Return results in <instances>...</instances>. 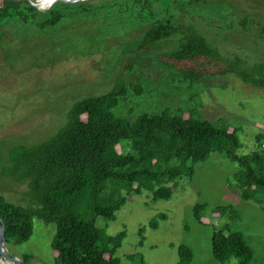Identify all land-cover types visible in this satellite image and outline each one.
Returning <instances> with one entry per match:
<instances>
[{
    "label": "rangeland",
    "instance_id": "rangeland-1",
    "mask_svg": "<svg viewBox=\"0 0 264 264\" xmlns=\"http://www.w3.org/2000/svg\"><path fill=\"white\" fill-rule=\"evenodd\" d=\"M78 2L98 8L86 14L72 10L59 25L41 31L13 18L0 21V193L7 200L35 205L26 181L6 176H16L11 149L50 137L65 125L76 101L120 86L126 94L113 108L118 118L134 122L164 108L194 110L211 122L237 127L238 154L255 150V137L264 136V87L217 70L216 75L198 78L176 71L170 55L183 40L181 31L148 51L141 42L155 19L172 17L181 28L198 31L224 58H240L239 67L258 77L264 72V0H169V12L158 0L152 1V8L150 0H144V7L136 0L70 3ZM237 170V163L213 152L194 165L192 177L168 184L172 192L167 200H153L148 190L136 194L123 186L119 194L126 200L114 219L98 216L95 225L106 236L124 233L115 253L123 263L132 255V264H177V247L184 245L192 251L189 264H220L212 257L211 237L227 225L229 231L241 232L252 249L247 264H264V207L241 199L233 178ZM196 204L206 205L202 217L208 224L194 218ZM222 206H232L238 218L215 217L212 211ZM31 221L30 237L7 245V252L20 262L29 257L28 264H58L51 249L55 224L37 217ZM239 261L231 257L225 264Z\"/></svg>",
    "mask_w": 264,
    "mask_h": 264
},
{
    "label": "trees",
    "instance_id": "trees-1",
    "mask_svg": "<svg viewBox=\"0 0 264 264\" xmlns=\"http://www.w3.org/2000/svg\"><path fill=\"white\" fill-rule=\"evenodd\" d=\"M158 1L169 12V0ZM53 4L41 12L29 0H0V21L13 18L41 31L59 25L72 10L74 14H86L98 8L82 2ZM136 4L141 2L136 0ZM38 8L44 11L49 7ZM188 28H181L172 17L155 19L144 32L141 44L148 51L149 46L181 31L183 40L170 55L174 61L171 67L176 71L198 78L216 75L217 70L235 74L246 84L264 87V72L258 77L248 74L239 67L240 58H224L198 31ZM131 89L140 93L138 86ZM125 94L126 88L120 86L82 98L68 110L65 125L56 133L37 144H17L11 149L9 160L16 176H6L18 183L26 181L35 205L15 204L0 193V230L6 246L26 241L32 232L31 220L37 217L56 226L51 249L58 264H132V255L127 256V263L115 255L124 233L106 236L95 225V218L114 219L126 200L119 194L123 186L136 194L148 190L153 200L169 199L172 189L168 184L192 177L194 165L213 152L238 164L233 178L241 199L264 207V136L258 134L255 150L243 155L237 153L241 147L237 127L224 121L211 122L194 110L164 108L129 122L113 113L119 96ZM205 206L193 207L194 218L202 224H208L202 217ZM212 214L238 218L232 206L217 207ZM211 253L220 264L231 257L240 258L239 264H247L253 256L243 234L229 231L227 225L213 231ZM177 255V264L192 260L187 246L179 245ZM30 261L29 257H22L23 263Z\"/></svg>",
    "mask_w": 264,
    "mask_h": 264
},
{
    "label": "water",
    "instance_id": "water-1",
    "mask_svg": "<svg viewBox=\"0 0 264 264\" xmlns=\"http://www.w3.org/2000/svg\"><path fill=\"white\" fill-rule=\"evenodd\" d=\"M62 2H75L79 0H57ZM30 3L35 6L31 1ZM36 7V6H35ZM38 9V8H37ZM39 10V9H38ZM10 261L12 264H25L23 262H20L16 256H12L7 252L6 244L4 242L3 234L0 230V264L2 262Z\"/></svg>",
    "mask_w": 264,
    "mask_h": 264
},
{
    "label": "bare ground",
    "instance_id": "bare-ground-1",
    "mask_svg": "<svg viewBox=\"0 0 264 264\" xmlns=\"http://www.w3.org/2000/svg\"><path fill=\"white\" fill-rule=\"evenodd\" d=\"M55 0H36V1H34V3H33V1H32V3L34 4V5H36V6H38V7H40V8H48L50 5H52L53 4V2H54ZM37 7V8H38ZM39 9V8H38ZM39 10H41V9H39ZM43 11V10H42ZM19 260V259H18ZM1 264H12L10 261H7L6 260V262H2Z\"/></svg>",
    "mask_w": 264,
    "mask_h": 264
}]
</instances>
